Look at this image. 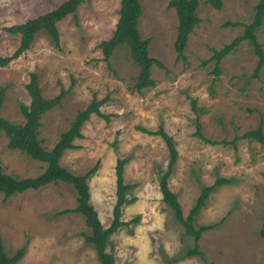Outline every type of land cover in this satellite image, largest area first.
I'll return each instance as SVG.
<instances>
[{"label":"rangeland","instance_id":"1","mask_svg":"<svg viewBox=\"0 0 264 264\" xmlns=\"http://www.w3.org/2000/svg\"><path fill=\"white\" fill-rule=\"evenodd\" d=\"M66 0H0V57H9L19 46L20 35L5 29L49 12ZM121 0H83L75 14L56 26L59 46L44 31L35 34L29 49L6 66H0V117L24 123L19 105H28L26 85L36 74L41 94H67L61 103L41 116L38 139L51 150L79 111L93 99L105 101L80 129L81 137L65 150L60 165L76 176L94 169L88 177L90 204L104 228L112 220L115 197V165L126 159L124 183L131 186L121 208L123 222L109 238L107 252L114 264H264V241L259 235L264 220V147L237 139L262 122L264 132V66L253 76L258 58L242 41L224 57L214 76L212 50H218L243 33L251 23L258 0H222L221 9L201 2L199 23L177 58L174 41L177 16L171 0H139L142 14L137 28L147 39L153 65L154 87L137 92L139 68L126 45H118L108 64L97 45L111 37ZM264 52V18L255 33ZM217 142L210 145L195 135ZM162 128L171 137L177 159L168 178L183 217L194 206L202 188L217 179L230 183L215 187L194 217L193 228L213 225L195 243L184 234L168 206L162 202L158 179L169 157L164 141L145 131ZM225 142V144H222ZM0 134V167L17 179L35 178L46 168L19 151L7 147ZM72 185L50 183L5 198L0 193V236L3 249L12 256L24 249L16 264H99L84 217L64 213L76 207ZM197 245L199 255H188Z\"/></svg>","mask_w":264,"mask_h":264},{"label":"trees","instance_id":"2","mask_svg":"<svg viewBox=\"0 0 264 264\" xmlns=\"http://www.w3.org/2000/svg\"><path fill=\"white\" fill-rule=\"evenodd\" d=\"M82 2L83 0H66L49 12L29 19L24 23L6 28L5 30L9 34H19L20 42L18 48L9 57H0V66H6L10 61L18 58L27 51L33 42L35 34L39 31H44L48 34V36L51 37L54 46L58 47L59 34L56 26L57 22L61 21L67 15L75 14L78 6ZM201 2L209 4L217 10L222 7V0H171L168 3V7L175 10L178 20L177 35L173 45L177 58H183L182 52L186 47L187 38L192 32L193 27L200 21L197 16V10ZM254 11L255 13L251 23L243 26V33L240 36L235 37L230 43L223 45L218 50L213 49L211 57L202 61V65L207 64V62H213L214 76H218L221 72L219 66L221 60L231 52L235 51L242 41H247L253 47L254 53L258 58L253 76L256 77L259 70L264 66V52L255 36V33L263 22L264 0H258V3L254 7ZM141 14L142 8L139 0H121L119 17L111 37L107 40L101 41L97 45L102 52V60L107 64L113 50L118 45L124 44L128 47L132 60L139 68L134 84V88L137 92L154 87V81L150 78V69L153 65L160 68L163 67L160 62L148 55L147 46L149 41L141 38L137 28ZM25 88L29 95L30 102L28 105H19V111L24 118V123L14 124L0 117V134H4L8 139L7 147L9 150L19 151L32 160L44 163L46 168L42 174L35 178L17 179L5 174L0 167V193L3 194L5 198H8L14 194L24 193L27 190H38L50 183L62 182L72 185L77 195V205L72 210L62 211L61 214L72 212L82 215L86 226L91 232L90 235H84L85 241L93 245L99 264H114L113 255L107 252L110 236L115 233L119 227L127 226L138 221L137 217L127 222H123L120 219L121 208L128 201L126 194L131 188V186L124 183L123 173L124 165L127 162L126 159H117L116 161L114 170L116 201L112 209L111 223L106 228L102 226L97 212L89 202L90 193L87 179L94 172V169L82 176H76L63 168L59 162L65 150L73 148V141L76 138L81 137L80 129L85 121H87L92 115L102 117L105 120L108 119V117L102 115L99 110L105 99H93L83 111L77 112L70 128L60 135L59 140L51 150H45L41 146V141L38 139V131L41 127V116L52 108L58 106L63 97L67 94V91L61 90L56 97L51 99L44 98L38 86L37 76L34 73L30 75V81ZM2 100L3 93H0V109ZM145 132L150 135L159 136L164 141L168 151L169 160L166 169L165 171H160L158 179L162 202L170 208L174 220L183 226L185 230L184 234L192 237L196 243L202 233L212 229L214 226H201L195 230L193 228L194 217L204 206L209 193L217 186L230 183V180L217 179L213 185L202 188L194 206L189 211L187 217L184 218L180 203L178 202L176 195L168 188L167 184L168 178L172 173V168L177 159V151L174 142L161 127L154 132ZM194 135L204 143L210 145L218 144L217 142L209 141L202 136L200 125L198 123L195 125ZM237 139L253 140L264 147L262 122L260 121L255 129L247 131L239 137H235L234 141ZM222 144H225V142ZM259 235L264 241V220ZM196 248L197 245L188 251V255H199ZM23 254L24 249L21 248L12 256H8L3 249V242L0 236V264H16L22 259Z\"/></svg>","mask_w":264,"mask_h":264}]
</instances>
